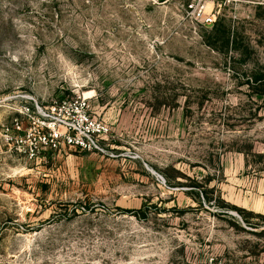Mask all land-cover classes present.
<instances>
[{
    "label": "rangeland",
    "instance_id": "1",
    "mask_svg": "<svg viewBox=\"0 0 264 264\" xmlns=\"http://www.w3.org/2000/svg\"><path fill=\"white\" fill-rule=\"evenodd\" d=\"M187 2L0 0V264H264V0ZM78 94L115 156L3 138Z\"/></svg>",
    "mask_w": 264,
    "mask_h": 264
},
{
    "label": "built area",
    "instance_id": "2",
    "mask_svg": "<svg viewBox=\"0 0 264 264\" xmlns=\"http://www.w3.org/2000/svg\"><path fill=\"white\" fill-rule=\"evenodd\" d=\"M235 0H188L184 5L186 16L203 25H213L221 9ZM20 119L3 125L5 141L15 145L26 159L33 160L48 151L72 149L115 156L107 149L110 136L108 124L93 113L90 97L83 94L39 106L22 105ZM26 120L24 122L22 119Z\"/></svg>",
    "mask_w": 264,
    "mask_h": 264
},
{
    "label": "trees",
    "instance_id": "3",
    "mask_svg": "<svg viewBox=\"0 0 264 264\" xmlns=\"http://www.w3.org/2000/svg\"><path fill=\"white\" fill-rule=\"evenodd\" d=\"M217 22H215L213 24V26L216 24ZM206 200L209 202V197H207L206 195ZM229 206L230 208L232 209H235L236 211H238L240 213V216H241V219L242 221L247 225V226H250V227H255V224L254 223H251L248 218H247V214H254V216L256 217H260V218H263L264 219V215L263 214H260V213H253L252 211L250 210H246L242 207H237L235 205H227Z\"/></svg>",
    "mask_w": 264,
    "mask_h": 264
},
{
    "label": "crops",
    "instance_id": "4",
    "mask_svg": "<svg viewBox=\"0 0 264 264\" xmlns=\"http://www.w3.org/2000/svg\"><path fill=\"white\" fill-rule=\"evenodd\" d=\"M240 201L244 204V206H243L242 208H244V209H246V210H250V211L253 210L252 207H251L249 204L245 203V202H246L245 200H243V199L241 198ZM257 213L263 214V213H261V212H257Z\"/></svg>",
    "mask_w": 264,
    "mask_h": 264
},
{
    "label": "bare ground",
    "instance_id": "5",
    "mask_svg": "<svg viewBox=\"0 0 264 264\" xmlns=\"http://www.w3.org/2000/svg\"><path fill=\"white\" fill-rule=\"evenodd\" d=\"M88 93H89L88 91L83 92V94H84L85 96H87Z\"/></svg>",
    "mask_w": 264,
    "mask_h": 264
}]
</instances>
